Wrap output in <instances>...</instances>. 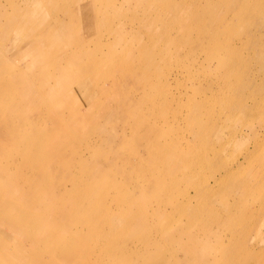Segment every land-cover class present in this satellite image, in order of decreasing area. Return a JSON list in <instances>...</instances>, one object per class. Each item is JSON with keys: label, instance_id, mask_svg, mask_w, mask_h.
I'll return each instance as SVG.
<instances>
[{"label": "rangeland", "instance_id": "obj_1", "mask_svg": "<svg viewBox=\"0 0 264 264\" xmlns=\"http://www.w3.org/2000/svg\"><path fill=\"white\" fill-rule=\"evenodd\" d=\"M149 1L145 0L146 5ZM159 1L164 3L127 9L124 0H0L4 6L0 11V65L4 63L5 67L14 61L18 72L34 73L32 66H25L34 56L29 53L37 46L44 47L54 34H60L59 42L47 51V57H64L76 49V56H92L95 64L100 61L99 57L95 60L99 53L96 49L92 53L89 37L101 39L96 46L105 52L108 64L104 66L100 62L98 69L88 66L83 71L91 76L83 80L87 84L85 88L81 84L86 91L78 87V98L82 100L75 105L81 109L78 111L84 112L87 103L91 104L90 100L100 93L98 88L105 89L108 84L110 90L99 95L103 101L100 105L104 107L103 98L111 97L110 105L114 108V103L121 102L122 108L125 100L121 91L131 82L126 80L130 72L125 68L131 67L137 72L143 67L149 72H138L146 89L164 79L169 82L157 92L151 90L149 100L135 102L140 104L137 112L118 111L117 115H107L101 122L86 128L71 126L70 119L74 116L70 109L57 112L50 106L45 110L50 120L39 130L54 134L59 131L57 135L61 136L62 144L67 145L64 155L67 154L70 164L63 197L54 212L63 210L60 203L85 209L71 213L57 228L59 233L65 226L82 229L73 244L84 247L91 255L108 252L117 257L138 258L148 250L151 254L165 251L180 260L187 247L188 257L204 259L203 254L209 249L212 251L202 264H248L246 255L252 249L259 257L251 260V264H264V0ZM170 3L189 7L187 29H182L181 23H171L166 31L164 26L170 22L172 13L168 9ZM220 6L225 10H220ZM214 17L218 20L225 17V25L217 30L215 26H208ZM11 20L14 25L7 32L5 24ZM137 21L147 29L144 28L134 42L115 49V35H129L128 30H121L127 26L134 27L132 32L139 31ZM38 34H45V39L40 38L33 48L26 45L29 40L36 41ZM4 36H8L9 41H1ZM85 42L91 43L88 49L74 48ZM144 42L150 44L145 54L160 61L166 59L165 50L174 43L181 57L192 61L191 77L185 75L183 63L174 60L152 72L147 59H142L143 47L137 49L138 44ZM212 55L219 59L207 57ZM129 56L134 57L128 59ZM41 61L45 64L43 59ZM233 63L238 75L234 74L230 82L221 81L222 68ZM59 73L58 81L67 82L68 78ZM28 83L38 87L36 79H29ZM93 83L98 87L90 92ZM59 90L60 87L50 94ZM64 94H58L59 103L66 100ZM203 95L210 98V105L207 103L199 109L197 104ZM139 96L130 95V100ZM1 103V110L6 109L5 103ZM31 105L27 100L19 107L26 111ZM97 112L100 114V110ZM87 113L92 118L95 115ZM6 119L14 123L10 117L0 116V126L12 125ZM13 126L20 129L14 134L18 139L38 128L33 120ZM6 149L5 155L13 166L4 171L0 188L8 193L49 188L45 186L49 180L60 178L58 168L46 169L52 165V160L44 153L38 160L28 146L21 149L9 144ZM151 159L154 161L150 162ZM27 168L32 173L29 178L37 184H27ZM37 172L41 173L39 179L35 178ZM155 183L157 186L153 188L151 185ZM143 210L156 212L148 223V234H138L136 219L130 216L131 213L139 215ZM13 215L24 224V233L11 237V230L0 226V249L9 253L0 264H10L13 258L18 262V254L11 251L13 244L21 241L27 246L32 242V232L38 236L40 230L39 224L29 223L22 211H15ZM84 229H89V233H84ZM111 230L118 241L131 238L130 247L120 251L104 242L100 246L101 239ZM240 231L243 236L238 238ZM62 233L64 240L60 237L48 241L41 253L30 248L29 257L38 258L43 253L63 256L72 252V240L67 232ZM147 238L148 243L155 242V245L165 238L172 240L168 245L167 241L145 248ZM232 238L238 240L235 251L229 254ZM193 242H204L200 246L203 249L196 248ZM252 256L254 258L255 254ZM38 264H42L41 261ZM145 264L156 262L146 261Z\"/></svg>", "mask_w": 264, "mask_h": 264}, {"label": "bare ground", "instance_id": "obj_2", "mask_svg": "<svg viewBox=\"0 0 264 264\" xmlns=\"http://www.w3.org/2000/svg\"><path fill=\"white\" fill-rule=\"evenodd\" d=\"M29 1V0H28ZM159 2V5H161L163 2H160L159 0H150L148 4L146 5L145 0H124V6L127 9H132L133 7L142 8L144 5H146L145 8H150L152 4H156ZM123 6V5H121ZM4 8L3 5L0 4V11ZM123 8V7H122ZM189 7H187L184 4H180V6H173L171 3L168 6L169 11L171 10L172 13L170 15L169 23H166V31L168 29V26H170L171 23H181L182 29L190 26V12ZM225 10L224 7L220 6V10ZM215 11H218L215 9ZM220 11H218L219 13ZM216 17V16H215ZM215 17L210 21L208 26H215V30L219 29L221 25H225V17H221L219 20L215 19ZM218 20V21H217ZM138 23V24H137ZM138 29H140L137 32H132V29L134 27L127 26L124 29L121 30H128L129 35L119 37L116 36V42L114 45V48L117 49L118 47H122L123 44H129V42H134L137 40V35H139L141 32H143V29H147L145 27L146 25L141 24L139 21H137ZM134 24V23H133ZM168 24V25H167ZM14 25V20L9 21L5 24V30L11 31L12 27ZM170 29V28H169ZM64 30V29H60ZM36 31V30H34ZM40 31V29H37V32ZM186 31V30H185ZM118 32V31H117ZM61 33V32H60ZM127 33V32H126ZM215 31L213 32V34ZM37 34V33H36ZM60 35V34H59ZM59 35L54 34V37L48 38L47 44L44 47H35V51H31L29 54L33 56L30 60H27L25 66H32V72L29 75L18 72L17 69L14 68L13 65H16L15 63L11 64L7 67H5L3 64L0 65V102L5 103L7 106L6 109L1 110L0 108V116L3 117H10L13 119L14 123H11V119H6V121L10 122L12 125H6V126H0V166L2 169H0V182L4 181L3 174L4 171L7 168H11L13 165L9 162L10 158L5 155L6 148L9 146V144H16L20 146L21 149H24L26 146L30 147V150L33 154H37L38 160L39 156L41 154H45L47 157H49L52 160V165L49 167H46L49 171H52L58 168V177L59 179H56L54 181H48L49 184H46L45 186H49V188H38L37 190L30 189L29 191L20 193V194H14L8 193L5 188H0V226L6 227L8 230L10 229L11 233L10 236L14 237L19 233H24L23 229L24 224L21 221H18L16 218H14L13 213L15 211H22L27 216V221L29 223H38L40 230L37 236L36 232H32V239H30L32 242H29L26 246V243H22L21 241H18V243H14L12 247V252L15 254H18V262L14 261V258L9 260L11 261L10 264H38L39 261H41L42 264H145L146 261H154L156 264H202L205 263L207 255H210L212 251L209 249L207 252H205L203 255L205 256L204 259L201 257H188L186 254V248L184 247L183 252L184 256L182 259H175L174 257L168 256V252H158V253H150L148 250H144L142 255L138 258L131 257L130 255L117 257V255H111L108 252H101V253H93L91 255L90 253H87L85 251L84 247L77 246L76 244H73L74 238H77L78 235H80L82 229L74 230L72 228L63 227L62 232H67L68 236L72 240L73 245H71L70 249L72 252L69 254H65L63 256L61 255H54L53 253H46L40 255L38 258H31L29 257L30 248L34 249L37 253H41V251L44 250L45 245L48 244V241L56 240L62 237L64 238V235L62 232L59 233V229L57 228L60 221L64 220L69 216L71 213H79V209L82 211H85V209L82 208H75V206H70L71 204H63L60 203V208L63 210H60L58 213L54 212L55 209L59 207V201L62 199V194L64 193L65 189V179L67 178V172L69 165L68 164V156L67 154L64 155V151H67V145L62 144V141H60V135H57L59 133L54 134L53 132L48 131H42L39 130L42 127H45L50 120V117L45 115L44 112L47 110L50 106H53L55 111L57 112L63 110L68 111L69 109L73 112V118L70 119L71 126L74 128H86L90 127L98 122H101L103 120V117L107 115H117L118 111L123 112L127 109L131 110L132 112H137L140 108V104L135 103L139 102L141 99H147L149 100L151 97L149 96L152 91H159L162 88H165L167 84L169 83L168 80L164 79L163 81L159 82L158 84L153 83L150 87V89H146L145 83L141 79V75L138 72H145L143 67H140L137 72H133L132 68H125L129 73V75L126 77V80H129L132 84H129L121 91V95L124 98V105L122 106L121 102L114 103L115 107L113 108V104L110 105V98H103L104 107H102V102L100 101V94L110 90L111 85H107V87L104 89L98 88V93L96 96H94L93 99L90 101L91 104L86 105V109L83 111H78L77 109H80L79 107H76L75 105L81 104L80 99L78 98V93L81 87L82 83L84 84V88L86 82L83 81L85 78L91 76L89 73H84L83 71L88 67L91 66L92 70H96L99 68L100 62H103V65L106 66L108 64V60L106 59L105 52L98 48L96 46L98 43L101 42V39L99 37H96L93 39V37H89L92 43L93 50H97L98 56H96L95 60L98 58L100 60L99 62H96L94 64V58L92 60L91 57L82 58L80 55L76 56L75 53L77 52L75 50H70L69 53L64 56H58L57 58H49L47 57V51H49L50 48L54 47L59 42ZM36 41H30L26 43V45H29V47H34L38 41H40V38L45 39V34H38L35 35ZM5 39L9 41L8 36H4L1 41ZM46 42V41H45ZM90 42L86 44H77L74 48L79 47V50H85L88 49V46H91ZM150 44L149 43H139L137 49H141L143 47V50L141 52L144 53V58L147 59V62L150 66L153 67L152 72H156L157 68L162 65L163 63H166L167 61H175V62H182L183 63V70L185 71V75L188 77H191V69L193 68V63L189 58H182L181 55L174 49L175 44H171L168 46V49L165 50V58L162 61L159 59H156L154 57H150L149 54H145L149 49ZM37 48L39 49L37 51ZM229 48V47H228ZM228 50V49H226ZM141 52H139L138 56H141ZM14 52L13 54H15ZM19 53V51H18ZM24 54V53H22ZM27 55V53L25 52ZM28 54V55H29ZM27 55V56H28ZM137 56V57H138ZM216 55L207 56L211 60H218L219 58ZM134 56H129L128 59L133 58ZM8 58V57H7ZM6 58V59H7ZM218 58V59H217ZM45 61L42 62L41 60ZM137 60V59H136ZM94 64V65H93ZM234 64L228 65L224 68H222V73L220 76V80L224 82H230L234 77L235 74L238 75L235 71ZM3 66V67H2ZM40 67V68H39ZM34 68H38L37 71L34 70ZM232 68V69H231ZM60 72V73H59ZM193 72V70H192ZM62 74V76H65L68 78V80H65L67 82L62 83L58 81L57 74ZM78 73V77L76 78ZM135 75H133V74ZM149 73V72H145ZM196 74V73H195ZM175 76V75H174ZM29 79H36L38 82V87H32L28 83ZM76 79V80H75ZM75 80V81H73ZM94 85H91L90 92H94L98 84L93 83ZM60 87L59 93H53V90L58 89ZM71 87V88H70ZM74 87V88H73ZM73 88V89H72ZM77 88V90H76ZM83 88V89H84ZM72 89V90H70ZM86 91V89H84ZM88 92L87 94H89ZM63 102H58L59 98L58 94H63ZM139 98H135L134 101L130 100V95H139ZM205 95L200 98L197 108L201 109L204 107L207 103L210 105V98H206ZM61 98V97H60ZM91 98V97H90ZM27 100L30 101L31 108L26 111H21L19 104L27 102ZM102 100V99H101ZM80 101V102H79ZM112 101V99H111ZM1 103V104H2ZM83 103V102H82ZM76 107L77 111H74L75 109L73 106ZM110 105V109H107V106ZM83 108V107H82ZM106 108V109H105ZM121 108V109H120ZM100 110V114L96 110ZM120 109V110H118ZM81 110V109H80ZM101 110L103 111L101 113ZM107 110H112L113 113L107 114L105 113ZM87 112H90L91 115H93V118L90 117ZM89 116V117H88ZM78 118V119H77ZM82 118V119H80ZM33 120L37 123V129L36 132L29 133L27 136H25L22 139H18L14 137V134L16 132H19V128L14 127L13 125L19 124L20 122ZM93 120V121H91ZM89 123V126L88 124ZM82 132V131H81ZM148 133H151V129H148ZM57 135V136H56ZM117 135V134H116ZM118 139V138H117ZM120 139V138H119ZM59 141V142H58ZM157 155H159V152H156ZM26 153H23V155ZM154 159H151L150 162H153ZM14 164V163H13ZM18 168L16 166L15 170ZM50 168V169H49ZM3 170V171H1ZM48 171V173H49ZM28 173V179H26L27 184L34 183L37 184L36 180H33L29 178V176L32 175L31 169L27 168ZM41 176L40 172H37L35 174V178L39 179ZM33 178V176H32ZM33 180V181H32ZM153 188H155L156 183L151 185ZM264 210V208H262ZM156 213V212H155ZM155 213H147L146 210L141 211L139 215H132L131 217L136 219L135 225H137V233L139 234H148L149 230V224L151 222V217ZM84 216V215H83ZM17 217L22 218L21 216L17 215ZM21 220V219H19ZM33 223V224H34ZM117 226V225H116ZM89 229H84V233H89ZM114 230H111L110 233L105 235L103 239H101L100 246L103 244V242L106 244V246H114L120 251L126 249L133 240L131 238H121L120 241H118L115 237H113ZM180 233V232H179ZM238 238L243 236V231H240L238 234ZM233 239V238H232ZM64 240V239H63ZM166 240V241H165ZM165 240L161 241L159 244L155 245V242H150L147 238V244H145V248H150L151 246H160L166 243L168 245L169 241L172 239L165 238ZM238 239L231 240V251L229 254H232L236 249ZM178 241V240H177ZM204 242H193V244L197 245L196 248L200 247ZM181 244V243H180ZM80 247V248H78ZM130 247V246H129ZM207 249V248H206ZM6 249H0V260L8 255ZM252 254H255L254 258ZM259 255L255 253L252 249L248 251V254L246 255V258L248 260V264H251V260L257 259ZM9 258V256L7 257ZM26 258V259H25ZM177 258V257H176ZM32 259H36L37 261H33ZM201 260V261H200ZM224 264V262H222ZM228 264V263H226Z\"/></svg>", "mask_w": 264, "mask_h": 264}]
</instances>
